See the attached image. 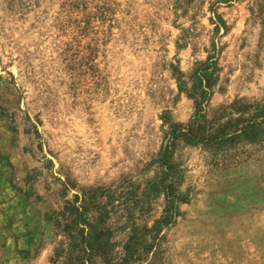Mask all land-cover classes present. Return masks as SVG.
<instances>
[{
    "label": "rangeland",
    "instance_id": "374dc122",
    "mask_svg": "<svg viewBox=\"0 0 264 264\" xmlns=\"http://www.w3.org/2000/svg\"><path fill=\"white\" fill-rule=\"evenodd\" d=\"M213 49L207 119L264 105V0H0V264H264V140L179 141L178 216L143 235L164 121L194 114L176 73Z\"/></svg>",
    "mask_w": 264,
    "mask_h": 264
},
{
    "label": "trees",
    "instance_id": "16d2710c",
    "mask_svg": "<svg viewBox=\"0 0 264 264\" xmlns=\"http://www.w3.org/2000/svg\"><path fill=\"white\" fill-rule=\"evenodd\" d=\"M223 27L225 28L224 25ZM215 55L216 51L207 56L204 61L196 63L189 77L191 84L189 89L183 80V74L179 71L176 73L178 90L184 92L193 101L194 114L185 127L164 121L168 124V130L164 133L162 145L154 161L159 165L161 173L155 176V180L150 183L148 192L162 194L165 209L155 222L153 229L143 230V235L151 231L157 235L178 216L177 206L182 201L180 187L183 172L177 165L175 166L173 157L179 141L193 146L199 144L209 146L217 154L220 153L219 150L224 153L239 144H256L264 140V105L236 99L228 105H221L209 112V119H207V107L213 96V87L217 80L218 69ZM74 210L78 212L80 222H84H79V224H87V221L82 219L83 212L76 207ZM130 239L134 241L136 238L131 237ZM98 247L95 249L96 254L105 259L106 264L110 263L108 253L100 250L101 246ZM123 250L129 258L132 256V250L128 244H125Z\"/></svg>",
    "mask_w": 264,
    "mask_h": 264
}]
</instances>
